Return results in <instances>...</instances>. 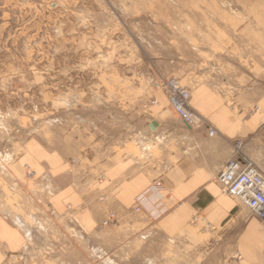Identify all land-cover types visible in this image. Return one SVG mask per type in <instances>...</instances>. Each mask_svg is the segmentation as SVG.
Listing matches in <instances>:
<instances>
[{
	"label": "rangeland",
	"instance_id": "obj_1",
	"mask_svg": "<svg viewBox=\"0 0 264 264\" xmlns=\"http://www.w3.org/2000/svg\"><path fill=\"white\" fill-rule=\"evenodd\" d=\"M243 1L0 0V215L26 234L24 252H11L0 240L3 264L11 253L47 264H103L102 257L109 258L105 264H179L186 258L184 236L167 238L154 229L136 233L133 246L100 247L122 235L107 229L117 224L115 212L105 213L98 236L86 235L74 211L59 216L47 207L42 183L51 172L43 178L21 157L31 145L56 152L72 175L84 158L141 139L156 93L165 95L156 83H196L213 62L203 52L209 46L204 33L239 25ZM68 171L56 176L61 184ZM111 212L114 219L105 224Z\"/></svg>",
	"mask_w": 264,
	"mask_h": 264
},
{
	"label": "crops",
	"instance_id": "obj_2",
	"mask_svg": "<svg viewBox=\"0 0 264 264\" xmlns=\"http://www.w3.org/2000/svg\"><path fill=\"white\" fill-rule=\"evenodd\" d=\"M243 2L246 12L239 25L233 21L228 31L214 27L210 36L203 35L209 42L203 52L213 62L196 83L188 84L189 104L200 116L199 124L185 125L167 97L156 93L158 104L148 112L141 139L115 146L113 154L84 158L72 175L59 154L30 146L21 163L46 179L51 172L52 185L42 184L48 187L44 199L52 212L60 216L74 211L91 237L103 229L105 213L115 212L117 224L107 229L122 235L101 241L102 248L109 242L117 249L133 246L139 241L136 233L154 229L167 238L185 237L182 246L189 251L179 264H264V222L222 193L216 181L238 139L244 141L240 155L264 174V0ZM210 127L214 135H209ZM66 170L69 180L61 184L56 176ZM138 199L141 208L134 210ZM0 240L11 252L25 250L24 230L6 214L0 215ZM3 260L0 251V264ZM16 264L47 263L25 255Z\"/></svg>",
	"mask_w": 264,
	"mask_h": 264
},
{
	"label": "built area",
	"instance_id": "obj_3",
	"mask_svg": "<svg viewBox=\"0 0 264 264\" xmlns=\"http://www.w3.org/2000/svg\"><path fill=\"white\" fill-rule=\"evenodd\" d=\"M155 86L165 93L170 106L185 125L191 127L202 121L190 107V88L180 85L173 78L163 79ZM214 134V128L210 127L209 135ZM243 144L244 141L241 139L234 142L235 154L218 171L216 181L222 193L245 204L264 222V174L249 159L240 155ZM155 186L157 191L162 193L161 185L156 183ZM140 208L137 204L135 209ZM113 219L114 213L111 212L104 223L107 224ZM20 259L21 257L14 253L8 254L6 264H15Z\"/></svg>",
	"mask_w": 264,
	"mask_h": 264
}]
</instances>
